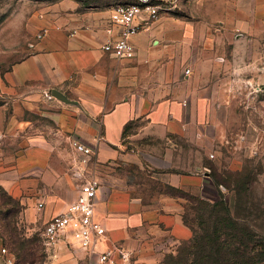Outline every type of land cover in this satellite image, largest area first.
<instances>
[{
	"label": "crops",
	"instance_id": "obj_1",
	"mask_svg": "<svg viewBox=\"0 0 264 264\" xmlns=\"http://www.w3.org/2000/svg\"><path fill=\"white\" fill-rule=\"evenodd\" d=\"M184 1L182 17L165 15L138 35L133 40L135 58L126 61H117L102 50L110 11L60 15L57 31L52 27L34 45L35 50L12 67L10 90H26L0 94V186L15 198L24 194L45 201L48 217L65 212L79 194V183L73 177L78 160L73 144L91 147L102 184L98 219L106 228L98 250L122 244L139 264H162L163 257L191 235L185 220L191 204L213 202L210 195L214 189L219 196L222 193L203 160L197 159L190 169L181 160L180 148L171 141L188 138L195 131L199 115L194 105L184 95L171 96L167 80L166 86L158 89L165 95L143 96L139 90L143 72L167 69L172 57L192 69L217 68L218 58L232 43L233 30L253 35L249 46H244L248 34L235 36L241 39L234 43L231 54L235 59L230 64L250 73L245 78L217 82L205 76L200 78L203 84L253 86L259 79L254 71L262 67L259 43L264 0ZM196 38L202 46L195 49L192 42ZM219 42L225 45L217 46ZM210 51L214 58L204 59L202 55ZM54 90L68 102L54 98ZM153 100L154 105L148 103ZM203 105L206 110L207 102ZM34 111L55 124L52 138L27 117ZM202 115L206 117V111ZM139 122L145 126L132 129ZM127 127L133 133L128 137ZM144 137L159 146H134L133 140ZM56 261L98 264L97 256H88L83 250L74 253L63 245Z\"/></svg>",
	"mask_w": 264,
	"mask_h": 264
},
{
	"label": "rangeland",
	"instance_id": "obj_2",
	"mask_svg": "<svg viewBox=\"0 0 264 264\" xmlns=\"http://www.w3.org/2000/svg\"><path fill=\"white\" fill-rule=\"evenodd\" d=\"M127 1L0 0V94L22 93L26 90H10L8 81L12 67L31 54L35 50L34 45L41 41L52 27L57 31V18L60 15L74 12H109ZM184 3V0H179L178 7L170 15L182 17L185 11L182 8ZM261 25L263 27L260 29V36L263 38L259 49L262 57L259 60L262 61V67L254 71V76L259 79L253 86L245 83L237 86L223 82L213 84L211 81L209 84H203L200 80L205 76L216 78V82L224 78L247 77L250 71L245 68L235 69L230 65L235 59L231 54L235 48L234 43L241 39H235V36L248 34V38H244V46H249L253 38L251 32L245 34L240 30L231 31L232 43L226 45V51L218 58L220 66L217 68L208 71L192 69L191 65L188 66L177 57H172L167 69L156 72L145 70L142 74L144 76L141 77L139 90L143 96L165 95V91L160 92L158 89L164 88V80H167L171 96L184 95L187 100L190 99L199 115L195 117L196 129L188 138H172V144L180 148L181 160L190 169L195 166L197 159H202L206 172L212 176V182L219 183L222 191L221 196L215 189L210 195L213 203L217 202V205H206L203 208L195 203L192 205L188 215L190 237L163 257L162 264H192L195 253L203 258L202 264H205V256L212 252L215 244L219 247V241L226 242L228 235L238 236L246 246H232L245 254L240 263L233 260L228 264H264V21ZM195 40L192 42L195 49L199 44L202 46L198 38ZM216 45L225 44L219 42ZM228 47H231L230 53ZM195 55L197 61L199 54L195 52ZM202 56L204 59L214 58V53L210 51L208 55ZM241 56H245L244 51ZM134 58L133 53L132 60ZM189 71L194 72L191 75ZM204 101L207 102L206 110ZM148 103L154 105L156 101ZM205 111L210 116H203ZM27 117L52 138L56 126L47 116L34 111L27 114ZM144 126L145 122H139L132 129L139 130ZM131 134L133 133L129 130L127 137ZM132 143L138 147L159 146V142L146 137L133 140ZM6 193L13 198L12 205L17 206L18 213L8 219L11 222L13 239L9 234L2 233L0 248L5 247L13 253L17 264H45L49 261V256L41 234L52 216L48 217L45 212L37 213L38 200L24 194L15 198L7 191ZM5 200L6 198L0 196V202ZM219 236H222L221 239ZM227 254L228 252L224 255ZM211 260L209 258L206 264H221Z\"/></svg>",
	"mask_w": 264,
	"mask_h": 264
},
{
	"label": "built area",
	"instance_id": "obj_3",
	"mask_svg": "<svg viewBox=\"0 0 264 264\" xmlns=\"http://www.w3.org/2000/svg\"><path fill=\"white\" fill-rule=\"evenodd\" d=\"M178 3L179 0H128L115 6L110 10L103 52L119 61L131 59L133 40L149 31L163 16L170 15ZM73 145L78 155L73 177L79 183V194L65 212L52 216L43 228L41 237L49 256L45 264H55L61 245L73 252L83 250L88 256H97L98 264H139L122 244L98 250L106 228L98 219L97 199L102 184L96 176L95 151L81 142ZM44 210L45 203L38 202L37 213ZM0 258L2 264H17L15 255L5 247L0 248Z\"/></svg>",
	"mask_w": 264,
	"mask_h": 264
},
{
	"label": "trees",
	"instance_id": "obj_4",
	"mask_svg": "<svg viewBox=\"0 0 264 264\" xmlns=\"http://www.w3.org/2000/svg\"><path fill=\"white\" fill-rule=\"evenodd\" d=\"M128 131V127L125 129V134ZM212 177V176H211ZM216 184L219 186L220 184L216 182ZM0 196L3 198H6V200L4 202H0V215H2V217L0 218V235L2 233H7L11 236V238L13 237V233L10 231V226H11V222L8 221L9 218L16 216L18 213V209L16 205H12L13 198L11 196H9L6 191L3 189L2 186H0ZM198 204L199 206H201L202 208L205 207L206 205H217L216 203L210 202V201H198V202H193L191 204V207L193 204ZM12 205V206H11ZM190 207V209H191ZM188 210L186 216H185V220L187 222V224L189 225V221H188V215H189V211ZM3 210V212H2ZM222 236H219V238L221 239ZM227 240L226 242H220L219 247H216V244L214 245L215 248H213L212 252L209 253V257L205 256V264L208 262L209 258H211L214 262L216 263L221 262V264L223 263H231L233 262V260L237 261V263L241 262L242 259L244 258V254L245 252L240 251L239 248H235L232 246L238 245V246H242V247H246L245 244H243L241 242V239L236 236V235H228L226 236ZM13 239V238H12ZM229 248V249H228ZM235 249V250H234ZM227 255H224L225 253H227ZM196 255H193L194 260L192 262V264H202V260L203 258L198 254L195 253ZM219 258V259H217ZM211 264V263H210Z\"/></svg>",
	"mask_w": 264,
	"mask_h": 264
},
{
	"label": "water",
	"instance_id": "obj_5",
	"mask_svg": "<svg viewBox=\"0 0 264 264\" xmlns=\"http://www.w3.org/2000/svg\"><path fill=\"white\" fill-rule=\"evenodd\" d=\"M52 96L60 101H63V102H68V100L66 99V97L59 91L57 90H54L53 93H52Z\"/></svg>",
	"mask_w": 264,
	"mask_h": 264
}]
</instances>
